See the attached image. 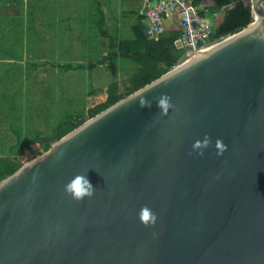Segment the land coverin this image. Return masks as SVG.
Returning <instances> with one entry per match:
<instances>
[{
    "label": "water",
    "instance_id": "water-1",
    "mask_svg": "<svg viewBox=\"0 0 264 264\" xmlns=\"http://www.w3.org/2000/svg\"><path fill=\"white\" fill-rule=\"evenodd\" d=\"M262 2L0 179V264H264Z\"/></svg>",
    "mask_w": 264,
    "mask_h": 264
},
{
    "label": "rangeland",
    "instance_id": "rangeland-1",
    "mask_svg": "<svg viewBox=\"0 0 264 264\" xmlns=\"http://www.w3.org/2000/svg\"><path fill=\"white\" fill-rule=\"evenodd\" d=\"M100 1L108 33L129 38L150 0H126L120 6ZM222 15L218 11L216 20ZM97 17L94 0H0V156L22 165L47 150L44 139L66 113L89 118V107L105 100L112 81L125 92L136 67L131 62L117 58L68 70L51 64L87 65L106 53L108 39L99 34ZM16 134L23 142L35 135L40 141L21 147Z\"/></svg>",
    "mask_w": 264,
    "mask_h": 264
},
{
    "label": "trees",
    "instance_id": "trees-1",
    "mask_svg": "<svg viewBox=\"0 0 264 264\" xmlns=\"http://www.w3.org/2000/svg\"><path fill=\"white\" fill-rule=\"evenodd\" d=\"M193 2L197 5L203 4V7L200 9L202 16H206L205 9L207 8L212 13L223 11L222 18L220 20L215 19L213 22L210 40H216L228 35L247 25L252 20L249 0H211L207 4H205L204 0H193ZM99 13L96 26L99 34L108 39L106 53L87 65L73 64L71 62L51 63L53 66L65 70L91 69L96 64H102L106 60L117 58L136 64V67L128 76V85L125 92H118V83L116 81L110 82L106 87L107 96L105 100L89 107V117L170 69L184 52V48L177 47L174 43L175 38H177L180 32V29L174 24L167 27L157 38H152L146 33V25L143 21L144 15L140 13L137 15L136 22L132 26V36L129 38H119L108 33L103 26L104 14L102 11ZM85 119L82 115L66 113L53 126L50 137L44 139V149H48L52 141L57 140ZM16 135L17 140L15 144L21 147H28L32 142L40 141L37 135L25 142L20 140V135ZM20 165L19 161H13L9 156H0V179L12 173Z\"/></svg>",
    "mask_w": 264,
    "mask_h": 264
},
{
    "label": "built area",
    "instance_id": "built-area-1",
    "mask_svg": "<svg viewBox=\"0 0 264 264\" xmlns=\"http://www.w3.org/2000/svg\"><path fill=\"white\" fill-rule=\"evenodd\" d=\"M203 4L197 5L193 0H156L148 3L143 11V21L149 37L157 38L171 24L176 25L180 32L175 41L184 48L181 56H192L198 49L209 47L216 40H210L213 21L218 12L206 10V16L213 14L211 20L202 16L200 9ZM220 39V38H219Z\"/></svg>",
    "mask_w": 264,
    "mask_h": 264
},
{
    "label": "clouds",
    "instance_id": "clouds-1",
    "mask_svg": "<svg viewBox=\"0 0 264 264\" xmlns=\"http://www.w3.org/2000/svg\"><path fill=\"white\" fill-rule=\"evenodd\" d=\"M160 106L165 109L168 108V98L162 97L160 99ZM219 146V142H217ZM65 192L73 199L82 201L84 198H91L94 194L95 188L91 184L86 175H76L65 185ZM139 219L145 226L153 225L156 223V215L147 206L143 207L139 214Z\"/></svg>",
    "mask_w": 264,
    "mask_h": 264
},
{
    "label": "crops",
    "instance_id": "crops-1",
    "mask_svg": "<svg viewBox=\"0 0 264 264\" xmlns=\"http://www.w3.org/2000/svg\"><path fill=\"white\" fill-rule=\"evenodd\" d=\"M95 1V3H96V11L98 12V17H99V12L100 11H102L103 12V14H104V28H105V22H106V14H105V9L103 8V7H101V1L100 0H94ZM105 1V0H104ZM110 1H112V2H114V3H119V2H123V1H126V0H110ZM151 1V0H150ZM150 1L148 2V3H150ZM206 1H208L207 3H209V2H211L210 0H204V2H206ZM118 6H120L119 4H118ZM141 13H143V11L141 12ZM98 17H97V19H98ZM97 19H96V21H97ZM217 20H220V17H219V19H217Z\"/></svg>",
    "mask_w": 264,
    "mask_h": 264
},
{
    "label": "bare ground",
    "instance_id": "bare-ground-1",
    "mask_svg": "<svg viewBox=\"0 0 264 264\" xmlns=\"http://www.w3.org/2000/svg\"><path fill=\"white\" fill-rule=\"evenodd\" d=\"M263 5H264V4H263ZM254 15H255V12H253V15H252V16L254 17ZM220 39H221V38H220ZM220 39H219V40H220ZM217 41H218V40H217ZM217 41H216V42H217ZM216 42H215V44H216ZM218 42H219V41H218ZM211 46H212V45H211ZM209 47H210V46H209ZM209 47H205V48H203V51H204L205 49H208ZM191 57H193V56H190L188 59H190Z\"/></svg>",
    "mask_w": 264,
    "mask_h": 264
}]
</instances>
